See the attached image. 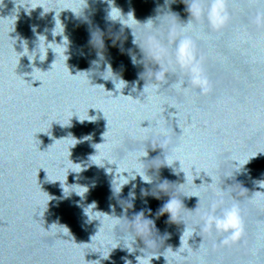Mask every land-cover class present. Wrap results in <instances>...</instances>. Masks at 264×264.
Listing matches in <instances>:
<instances>
[{
  "label": "water",
  "instance_id": "water-1",
  "mask_svg": "<svg viewBox=\"0 0 264 264\" xmlns=\"http://www.w3.org/2000/svg\"><path fill=\"white\" fill-rule=\"evenodd\" d=\"M108 4L100 0H0V264H124L125 258L136 264L138 251L113 250L128 245L120 244L123 228L113 231L104 213L112 214L111 205L120 216L118 201L127 199L135 184L134 207L126 215L131 217L144 208L154 214L168 197H142L141 188H153L161 179L184 182L170 188L184 196L180 199L188 210L197 203L191 196H198L203 205L215 198L213 193L221 186L229 185L231 197L241 202L242 240L217 247L215 233L197 231L202 236L200 248L201 237L182 235L183 248L198 250L181 264H201V260L204 264H264V194H252L249 200L253 191H264L254 184L264 180V28L250 23L258 5L234 0L229 4L232 19L225 28L212 33L202 27L207 35L198 44L212 83L208 92L161 86L157 93L149 86L143 97L139 96L143 81H137L140 68L133 67L116 47H108L107 39L106 58L113 71L129 82L121 94L116 95L111 81L93 75L91 84L103 85L91 86L84 74L77 73L87 70L89 61L95 59L87 44L89 30L99 26L116 32L120 27L106 21L112 0ZM156 4L163 0H114L122 13L132 10L141 21L154 15ZM170 7L182 22L187 21L179 0ZM52 29L54 36H61L53 37ZM39 35L46 42L62 39L66 45L69 41L67 51L62 45L50 44L56 58L51 49L46 53ZM124 35L128 37L124 48L135 51L127 28ZM38 41L41 59L45 58L42 62L38 52L33 61L30 54ZM98 71H103V63ZM176 79L169 77L170 85ZM133 81H137V91H131ZM163 135L168 137V163L171 166L175 160L173 166L162 167L158 176L150 169L154 175L151 185L137 176L123 186L119 196L113 195L127 183L121 173L135 166V150H142L148 141L159 145ZM94 148L99 155L90 156ZM159 152L149 149L148 158ZM104 155L116 162L115 170V165L102 168L100 157ZM233 161L238 162L235 167ZM244 163L241 172L232 176ZM225 177L230 179L224 181ZM258 183L264 186V181ZM93 202L96 207L90 205ZM188 210L184 222L191 232L199 216ZM93 219L100 220L99 228V221ZM167 219V214L155 218L156 228L170 238L152 248V256L164 259L151 264L180 260L166 247L174 251L179 247L184 225L166 223ZM137 246H143L139 240ZM137 260L143 264L141 258Z\"/></svg>",
  "mask_w": 264,
  "mask_h": 264
},
{
  "label": "clouds",
  "instance_id": "clouds-1",
  "mask_svg": "<svg viewBox=\"0 0 264 264\" xmlns=\"http://www.w3.org/2000/svg\"><path fill=\"white\" fill-rule=\"evenodd\" d=\"M100 2H107L108 4V0H100ZM176 2L177 0H163V4H156V6L154 7V15L148 16L143 21H141L135 18L134 12L132 10L128 11L127 13H122V11L118 7L114 6V0H112V8H109V10L107 11L106 21L110 22L111 24L118 23L120 27L116 32H112L110 28L107 31L101 30L99 26H96L94 29L89 30L87 44L91 49L94 50L95 59L89 61V68L87 70H80L77 73L84 74L91 86L103 85L91 84L90 78L93 75L98 76L104 81H111L114 85V91L116 95L121 94V91L128 86L129 82L125 81L122 78L121 74L115 73L113 71L110 61L106 58L105 53L107 52V47L105 45V40L107 39L110 41L108 47H116L122 55H127L129 57V60L133 67L138 66L140 68V71H138L137 73V81H143V86L139 91V96L144 97V95L142 94L147 93L149 86L157 93L159 92L161 86H173L185 91L190 90L197 94H204L208 92L212 87V83L207 75L205 57L202 54L200 46L198 44V41L206 36L207 33L202 32L201 29L203 26H206L208 32L215 33L225 28L232 19L229 12V4L234 2V0H179V2L185 6L184 11L188 14L186 22H182L179 14L172 11L170 7ZM247 2L258 5L255 15L250 19V23L254 24L257 28H264V0H247ZM51 11L55 10L53 9ZM74 16L77 18L82 17L79 15ZM85 21L87 22L86 18ZM125 28L129 30V34L132 37L131 44L132 46H134L135 51H133V48H129L127 50L124 48V43L128 39V37L124 35ZM33 30L35 31V29ZM39 36H42L44 38V48L46 53L48 49L52 50V48L49 47L50 44L62 45L66 48L67 51L69 44L68 40V43L66 45H63L62 39L60 43H57L55 40L46 42V37L44 35ZM55 36L53 35V37ZM38 45L39 41L36 49L33 50L30 54H33V61L34 59H36V55L38 52V58L42 62L45 60V58L43 60L41 59V53L38 49ZM66 51L63 52V55L68 59L69 57L68 55H66ZM54 54L56 58V53ZM101 63H103V71H98ZM171 76H175L177 77V79L170 85L169 77ZM137 81L132 82L131 91H137ZM108 92H111L113 95V91ZM124 96L131 97V95ZM95 120L96 118L92 120L85 119L78 121L93 122ZM103 143L104 141L102 143H97L94 145H101ZM73 146H70V148ZM149 149L153 151L159 149L160 152L158 155L149 159ZM135 151L137 153L134 157L135 166L121 173L122 176L127 178V183H124L122 186H120L118 191L114 194L112 188V179L110 181V190L115 196H119L123 186L128 185L130 181H134L137 176L140 179L141 176L144 177V179H141L144 184H153L154 175L150 174L149 170L151 169L153 173L158 176L159 170L162 167L171 168L175 162V160L171 161V166H169L168 137L166 135H163L161 137L159 145L152 146L151 141H148L145 143L142 150L137 148ZM96 155H99L97 149H95V154L90 156ZM100 159L103 165L102 168L105 167V165H115L114 170L116 169V162H110L107 155L101 156ZM249 161L250 159L247 163H249ZM247 163H244L242 166H240L239 171L234 170L232 176L234 175V173H240ZM73 164L81 165L79 163ZM237 164L238 162L233 161L234 167ZM81 170L79 172H81ZM173 173L175 174L174 171ZM133 176L135 177L134 179L132 178ZM225 179L230 178L225 177L224 181ZM262 181L264 180H256L254 181V184L260 189H264V186H261L260 183H258ZM183 183L177 184L175 182H170L167 179H161L160 182L155 184L153 188H141L142 197L151 196L152 198L157 200L161 198L162 194L168 197V199L158 207L154 214L150 208H144L134 212L131 217L126 215L127 211L134 207V201L136 199L134 191L136 187L135 184L132 185V189H130L127 199H120L118 201L122 209V213L120 216L115 215V209L111 205L110 209L112 211V214L96 211L106 214L104 218L110 219L112 221L111 228L113 229V231L118 228H123V231L120 233V244L126 243L128 246L121 247L117 245L113 248V250L119 247L121 248V250H125L128 254H133L138 251L140 254L135 256L136 264H140V262L137 260L138 257L141 258L143 264H151L152 260L163 257L160 256L157 258L152 256L151 250L159 240H163L164 242L165 240L170 238L169 233L165 231L161 234L155 226V218H159L160 216H163L165 214H167L168 217L166 223H182L184 225L182 234L179 238V247H177L175 251L170 245L166 247L169 248L175 256L180 257V260L176 261V264H181V261L187 260L188 256L192 252L198 250L197 249L193 251L188 243L189 239L193 236V233L196 234L197 231L207 235L215 233V235L218 237V244L216 245L217 247H224L240 242L245 235L244 216L242 214L241 202L231 197L230 186L228 185L227 188L221 186L220 188L216 189L213 193V196L215 198L210 199L206 204L203 205L200 204L198 196H191L197 198V203L193 210H188L183 205L180 199V197L183 195L178 194L176 191L170 188V186L172 185H176L177 188H179L183 185ZM206 184L209 187L211 186V178L210 182ZM239 184L241 185V183ZM81 187L86 188L88 191L87 186ZM241 187L244 191L249 192L247 188L243 187L242 185ZM86 192H84V194ZM252 194H264V191H253L249 196L250 201L252 199ZM49 201H47V206ZM120 201H123L124 203L121 204ZM93 204L95 205V202L90 205ZM185 210L196 212L199 216V222L197 223L196 228L191 232L187 230V226L184 222ZM85 216L89 221L88 216ZM153 216L155 218H149ZM93 220L99 221V228L100 220ZM51 225H58V223L53 222ZM182 235H187L189 237V239L187 240V244L189 246L188 248H183L181 246ZM197 236L201 237L199 247L202 248V236ZM138 240L143 245L142 247L137 246ZM124 264H132V261L125 258ZM201 264H204L203 260H201Z\"/></svg>",
  "mask_w": 264,
  "mask_h": 264
}]
</instances>
